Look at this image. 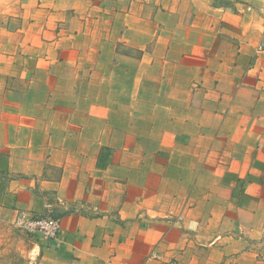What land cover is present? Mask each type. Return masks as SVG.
<instances>
[{"label": "crops", "instance_id": "obj_1", "mask_svg": "<svg viewBox=\"0 0 264 264\" xmlns=\"http://www.w3.org/2000/svg\"><path fill=\"white\" fill-rule=\"evenodd\" d=\"M0 225V264H264V0H0Z\"/></svg>", "mask_w": 264, "mask_h": 264}, {"label": "built area", "instance_id": "obj_2", "mask_svg": "<svg viewBox=\"0 0 264 264\" xmlns=\"http://www.w3.org/2000/svg\"><path fill=\"white\" fill-rule=\"evenodd\" d=\"M50 212V208H48ZM13 226L15 229L38 235L44 240H52L58 237L61 230L59 219L51 217L33 218L28 213L20 212L14 219Z\"/></svg>", "mask_w": 264, "mask_h": 264}, {"label": "rangeland", "instance_id": "obj_3", "mask_svg": "<svg viewBox=\"0 0 264 264\" xmlns=\"http://www.w3.org/2000/svg\"><path fill=\"white\" fill-rule=\"evenodd\" d=\"M13 227V226H12ZM14 228H11V225L9 226V227H2L1 225H0V234L2 233V232H4V231H13V232H16L15 231V229L13 230ZM1 243V242H0Z\"/></svg>", "mask_w": 264, "mask_h": 264}]
</instances>
